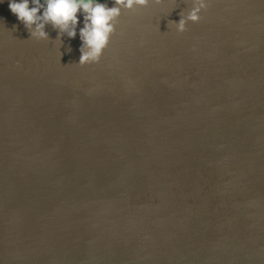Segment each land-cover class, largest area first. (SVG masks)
I'll return each instance as SVG.
<instances>
[{
  "label": "water",
  "instance_id": "water-1",
  "mask_svg": "<svg viewBox=\"0 0 264 264\" xmlns=\"http://www.w3.org/2000/svg\"><path fill=\"white\" fill-rule=\"evenodd\" d=\"M191 7L80 65L0 2V264H264V0Z\"/></svg>",
  "mask_w": 264,
  "mask_h": 264
},
{
  "label": "clouds",
  "instance_id": "clouds-1",
  "mask_svg": "<svg viewBox=\"0 0 264 264\" xmlns=\"http://www.w3.org/2000/svg\"><path fill=\"white\" fill-rule=\"evenodd\" d=\"M3 2V0H0ZM150 0H8V7L28 29L31 37L47 40L46 26L57 29L56 39L79 35L80 65L98 63L116 31L118 18L125 9L147 5ZM159 2V0H157ZM209 0H192V7L180 13L178 21L171 20L179 32L186 30L188 21L196 22ZM79 13V15H78ZM82 17V20H81ZM71 51V45L67 47Z\"/></svg>",
  "mask_w": 264,
  "mask_h": 264
}]
</instances>
